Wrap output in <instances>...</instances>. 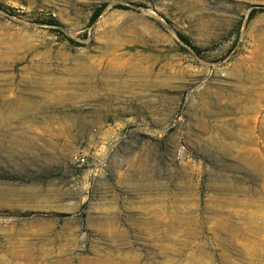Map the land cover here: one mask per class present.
Returning <instances> with one entry per match:
<instances>
[{"label":"rangeland","instance_id":"obj_1","mask_svg":"<svg viewBox=\"0 0 264 264\" xmlns=\"http://www.w3.org/2000/svg\"><path fill=\"white\" fill-rule=\"evenodd\" d=\"M127 251L264 264V0H0V264Z\"/></svg>","mask_w":264,"mask_h":264},{"label":"bare ground","instance_id":"obj_2","mask_svg":"<svg viewBox=\"0 0 264 264\" xmlns=\"http://www.w3.org/2000/svg\"><path fill=\"white\" fill-rule=\"evenodd\" d=\"M162 227L163 224L159 219H157V222H155L152 227H149V231L153 232V235L157 239L159 238L163 239L166 238V235L163 232ZM75 258L76 260L85 261L79 264H141L139 255L133 251H127L125 253L123 252L120 254L96 252V254H92V256L84 255V256H76ZM68 259L70 260L71 257H69Z\"/></svg>","mask_w":264,"mask_h":264},{"label":"trees","instance_id":"obj_3","mask_svg":"<svg viewBox=\"0 0 264 264\" xmlns=\"http://www.w3.org/2000/svg\"><path fill=\"white\" fill-rule=\"evenodd\" d=\"M99 10L100 9H97L96 11H95V13L93 14V17L92 18H94V17H96V15H97V13L99 12ZM47 23H49V24H59V22L56 20V19H54L52 16H50V18H49V20H47L46 21ZM180 36V38H181V40L182 41H184L186 44H189V42L187 41V39H186V37L185 36H183V35H179ZM196 52H198V49L197 48H195V47H192Z\"/></svg>","mask_w":264,"mask_h":264},{"label":"built area","instance_id":"obj_4","mask_svg":"<svg viewBox=\"0 0 264 264\" xmlns=\"http://www.w3.org/2000/svg\"><path fill=\"white\" fill-rule=\"evenodd\" d=\"M80 159L83 160L82 158H77V160H80Z\"/></svg>","mask_w":264,"mask_h":264}]
</instances>
